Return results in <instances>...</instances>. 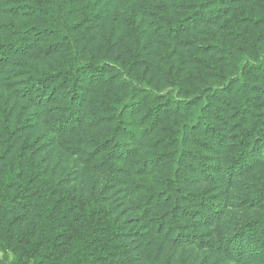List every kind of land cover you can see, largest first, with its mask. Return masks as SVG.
I'll use <instances>...</instances> for the list:
<instances>
[{
	"label": "trees",
	"instance_id": "16d2710c",
	"mask_svg": "<svg viewBox=\"0 0 264 264\" xmlns=\"http://www.w3.org/2000/svg\"><path fill=\"white\" fill-rule=\"evenodd\" d=\"M174 1L175 17L172 0H0V264H207L211 251L218 259L213 264H264L261 94L249 93L251 84L241 75L226 88L207 79L201 104L169 133L151 131L164 122L158 114L192 108L193 94L171 105L155 102L142 131L126 119L134 86L118 102L104 98L112 85L126 81L115 63L128 36L130 50L140 48L147 34L148 41H182L198 61L208 51L239 60L225 38L213 33L201 41L194 32L223 19L221 27L233 25L228 15L235 0ZM143 6L156 16H140ZM256 21L260 26L264 20ZM85 22L95 47L102 34L104 57L95 56L92 39L83 49L76 46ZM123 27L126 34L118 38ZM34 34L58 39L36 49L29 40ZM234 34L264 62V41L257 48L248 28ZM63 42L75 61H65ZM34 51L62 65L50 61L52 70L39 72L28 62ZM247 53L245 48L238 67L250 64ZM217 69L205 70L224 73ZM144 137L148 144L140 152L133 142ZM191 154L193 161L186 159ZM187 166V181L208 185L190 190L179 176ZM144 172L158 184L144 183ZM229 204L242 208V216L228 218L222 229ZM201 224L216 226L217 237L201 232ZM192 247L205 251L203 261Z\"/></svg>",
	"mask_w": 264,
	"mask_h": 264
},
{
	"label": "rangeland",
	"instance_id": "374dc122",
	"mask_svg": "<svg viewBox=\"0 0 264 264\" xmlns=\"http://www.w3.org/2000/svg\"><path fill=\"white\" fill-rule=\"evenodd\" d=\"M178 1L180 0H176L174 2ZM235 1L236 4L231 7V10L228 15L230 18V20L228 21H233V25H228L227 28L221 27L220 23L226 20L223 19L217 25L214 23L210 25H202L201 27H199L198 30H195L194 32L199 34L198 38H200L201 41L212 38L213 33H215L217 37L225 38L230 44V47H233L232 56H236L237 59H239L236 63H233L229 57L226 58L223 53L220 54L219 52L213 51H208L206 53L201 52V61H198L196 59H192L189 56L190 52L188 49L185 48L184 45L181 44L182 41H180L179 43H168L167 41L165 43H160L153 38L148 41V39H145L147 38V34L144 37L141 36V38L144 39L140 41V48H138L137 50H133L132 48L130 50L128 49V44H130V37L128 36V40H121V55L119 57V62L115 63L117 64V66L115 67H119L122 73L125 74L126 81L123 83H119V85H112L113 88H111L114 90H108V96H104V98L113 102H118L119 99H121L122 97H126L129 88L131 86H134L135 92L133 97L135 103L131 106H127V109H133V111L128 112V115H126V119L134 122L136 130L142 131V128H145V125L152 120L154 113L149 108L152 107L155 102H162V104H164L165 106L166 103L167 105H171L172 102H178L177 99L182 100L181 95L193 94V96L195 97L193 100L194 104L192 108H186L184 110L180 109V111L177 113L172 110H170L169 112L160 111L158 115L160 116V118L164 119V122L154 125L151 128V131L156 132L157 130H160L159 132L167 133H169L172 129H177L180 126H184V122H186L185 120H188L191 114L194 112L196 106L201 104L205 96L204 84L207 79H209L210 82L215 81L220 87L226 88L231 84L237 85V83L241 81L240 79H238V77H240L241 75V77L243 76L242 79L246 80L248 83L251 84L250 86H247L248 92L252 94H261V97L259 98L264 101V93H259L260 86L264 87V62H261V60L258 59L260 56H257L256 51H254V48H252L251 46L247 48L244 42H241L239 44L238 42H240V39H236L238 34H234V32L238 29L242 30L248 28L249 35L254 38V41L256 42V47H259V43L264 41V21L259 26L260 23H258L256 20L261 17L264 20V0ZM170 3H172V5L170 4V10H172L171 15L173 17L178 16L177 6L173 4V0ZM119 5L120 4H118V6ZM112 7L113 6L111 5L106 10H111ZM138 14L140 16H145L148 19H151L156 16L154 14H149L148 12H145L144 6L140 7ZM246 16L248 17V19H245ZM36 19H38L37 16L35 17V20ZM42 20L44 21V19L39 16L40 24L44 25ZM149 21L147 23H149ZM88 24L87 22H85V27L81 28V32L76 33L75 35L74 41L76 40V46L79 49H83V47L86 46L84 43L86 42L87 38L91 40L92 35L94 34V31H92L91 26ZM238 25H240L241 27H239ZM124 28L125 27L122 28L121 33L117 34L118 38H121V35L126 34L123 31ZM192 35V38L196 37L195 33ZM99 36L97 47L94 46L92 39L93 52L96 57L102 58L105 54L104 40L101 33H99ZM57 39V37L55 38L54 36L50 35H47V37L42 36L37 38V36L34 34L29 37V40L33 42L34 48L36 49L40 46L52 44ZM153 44H155L157 48L153 47ZM59 48L63 50V52L66 51L67 54L64 58L66 62L68 60V62L75 61V53L72 54L73 49H71L68 43L63 42L61 45H59ZM245 48L248 52L247 54L249 56L252 55V58L250 59V64L248 65V67L245 68H243V66L238 67V65L241 64L240 57L242 58L245 55H242L245 51ZM88 50L90 52L92 51L91 43L88 46ZM88 50L86 52L89 53ZM117 52L118 50H116V53ZM34 55L35 56H28V62L36 66L39 72H44L46 69L52 70V65L51 63H49L50 61L54 62V65L58 66H61L63 62L62 60L56 61L53 57H48L47 59L45 57H42L35 51ZM52 56L61 57V54L55 53ZM198 63L201 64V75H197L194 73L196 72ZM206 68H223L224 73L218 75L217 71H208L211 69H208L206 71ZM115 70L113 72H115ZM228 79H230V81H228ZM171 109L173 108L171 107ZM260 109L264 111V104H261ZM163 113L166 114L164 115ZM195 131L200 132L201 130L196 127ZM188 137L190 142H194V144L196 143L199 149H202L200 141L192 139V135L190 133H188ZM124 138L126 139L128 137L126 136ZM148 139V137H144L142 139H138V141L135 140L133 143L138 144V147H140L141 149L140 152H143L144 149L142 147L147 146ZM126 142L128 144L130 140L129 142ZM135 150L137 151L136 148ZM186 159L193 161L192 154L190 158L186 156ZM184 170H186V173L179 174V176L181 180H184L185 184H188L190 190H195V188L201 190V188H204L206 185H208V183H201V180L200 182L199 180L198 182L196 180L192 181V179L191 181H189V179L187 181V177L192 174L191 168L187 166L184 167ZM159 174L163 175L161 173ZM144 177H148L147 180L144 182L148 186L151 184H158V180L154 177L153 173L144 172V176L140 177V179ZM146 188L145 190L147 191ZM136 196L137 193L134 194V197ZM227 210V219L225 218L224 220L219 222V226L222 229L224 226H226L227 223L231 222L228 221V218L232 219L233 217L238 218L242 216V208L238 206L229 204L227 206ZM220 228H218L219 231ZM202 231H204L206 234H210L213 237H217L216 233L218 231L216 230V226L213 227L211 225L201 224V232ZM192 248L193 249L190 250V252H193L195 256L201 254V261H203L205 251H203L202 249L198 250L194 247ZM211 252L212 254L210 253V256L205 258L207 260V264H213L215 260H218L216 254L213 251ZM3 258L4 252L0 248V259ZM218 263L226 264V262H224V259L219 260Z\"/></svg>",
	"mask_w": 264,
	"mask_h": 264
}]
</instances>
